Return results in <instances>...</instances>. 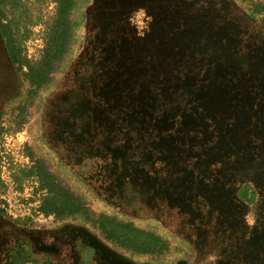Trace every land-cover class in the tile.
I'll return each instance as SVG.
<instances>
[{"label":"rangeland","instance_id":"rangeland-1","mask_svg":"<svg viewBox=\"0 0 264 264\" xmlns=\"http://www.w3.org/2000/svg\"><path fill=\"white\" fill-rule=\"evenodd\" d=\"M4 2L5 21L18 23L22 62L38 65L53 37L56 4ZM74 2L64 53L39 90L22 78L25 67L13 77L0 60V210L9 218L0 226L15 230L16 220L22 225L17 233L31 243L33 232L77 226L93 238L101 264H216L226 254V235L212 226L210 237L215 242L217 234L218 242L202 251L192 244L191 214L176 221L163 211L164 197L187 201V211L194 205L214 226L244 233L249 246L232 245L233 251L264 264V0H143L122 28L138 53L116 59L114 68L125 70L93 74L84 53L104 34L109 17L100 0ZM80 70L104 81L96 90L101 104L69 102L81 113L82 159L91 150L99 158L92 162L96 171L87 168L79 178L65 155L69 146L49 139L48 112L84 82ZM77 89L83 97L92 92L82 84ZM174 92L177 107H167L165 97ZM38 169L68 190L87 218L45 215L48 190ZM218 202L212 213L208 207ZM99 216L152 235L157 247L146 255L113 247L97 228ZM200 226L211 228L206 220ZM36 252L27 264L45 261L48 251Z\"/></svg>","mask_w":264,"mask_h":264},{"label":"flooded vegetation","instance_id":"flooded-vegetation-1","mask_svg":"<svg viewBox=\"0 0 264 264\" xmlns=\"http://www.w3.org/2000/svg\"><path fill=\"white\" fill-rule=\"evenodd\" d=\"M101 4L103 5V9L105 11L106 16L109 18L105 19L104 26L108 28H104V34L102 36L98 37V42L96 45L90 46L91 49H88L85 51L84 54H86V59L89 61L88 63H85L87 67L91 68L92 74L95 72L96 69L98 70H125L124 66H117L114 68V64L116 59L119 58H127L130 57L129 51L133 53H138L134 47V44L136 41L133 38H130L126 36L125 31H123V25L124 23L130 25V14L134 9H137L136 6H141L143 3V0L139 2V0H100ZM132 1V2H131ZM132 9V10H130ZM129 14V15H128ZM5 23V21H4ZM125 25L124 27H126ZM112 27V28H109ZM121 38H124V40H120ZM136 37V36H135ZM4 40L0 37V60L2 61L1 66L4 70H10L12 72L13 77H15L17 74H21L23 70H18V65H12L6 55L5 49H4ZM120 51L118 52V50ZM131 54V55H132ZM103 61V62H102ZM97 64H99L97 66ZM102 65H105L103 68ZM102 67V68H101ZM2 69V70H3ZM27 74V72H26ZM26 74H22V78L26 80L29 85L31 86L29 80L27 79ZM81 74L82 77H85L84 82H79L78 85L82 84L84 88H90L92 89V92L89 96L83 97V92H78V85L75 86V88L72 91H68L67 94L63 97L68 99L66 102H64V98L58 99L57 103H54L51 105V109H49L48 112V123L51 125V129L49 131V139L51 142H54L56 144H61L65 146H69L68 152L65 154L67 155L66 158L68 162H73L74 165L77 167L78 170L73 169V171L78 177L80 178V175L82 174V171L86 170L87 168H91V172L89 174H92L94 170L96 171L97 166H92L93 163L97 162L99 158L94 156V151H88V160L82 159V154L84 150V146L82 143V135H81V113L75 112V107L69 103L74 102L75 100H78L80 98L89 100L93 103H102V101L98 100L96 98V95H99L98 92L96 93V90L98 86L101 88V84H103V78L99 79L97 76L93 75H87L86 73L82 72L80 70L77 75ZM50 75V74H49ZM49 79V76H48ZM10 88L8 89L9 93H12V86L9 85ZM35 89V87H33ZM67 91V90H66ZM70 95V96H69ZM161 96H158L160 98ZM173 98V100H172ZM176 98V93L174 92L172 95H167L165 99L168 100L166 102V106H176L174 103V100ZM161 100V99H159ZM163 100V99H162ZM172 108V107H170ZM84 119V118H83ZM56 123V126H55ZM89 141L90 139H85ZM96 140V138H95ZM93 142V141H91ZM95 157V158H93ZM72 160V161H71ZM93 162V163H92ZM77 172V173H76ZM95 174H98L97 172ZM82 180V179H81ZM197 186V185H195ZM191 186V187H195ZM94 188V187H93ZM194 198H198L196 195ZM164 204L162 207L164 210H169V215L174 219V215L176 216V221H183L184 217L191 214V228L190 231L192 232L191 236L194 239L195 245H200L199 247L202 249V251H205V249L212 250L215 248V242L216 241V234L215 236V242L213 240V237H210V232L213 227H217L218 232H222L223 236L226 235V241H225V250L226 254L223 253V255H220V260L217 261L216 264H256V261H253L252 258L254 256L247 255L244 250L247 246L245 241L243 240L244 233H241L238 229L234 230L236 234L232 233L233 227L228 224H223L221 226H214L211 216H204L202 211H197L193 206H191V211H187L183 209L186 206L187 201H180L175 202L174 200H171L170 198H164L163 200ZM206 202V201H205ZM201 206L204 204L203 202H199ZM208 203V202H207ZM220 202L217 203V205L209 206L211 212L213 213L215 209H217L220 206ZM166 210V211H167ZM164 211V212H166ZM216 217L214 219H220L216 214ZM6 218L7 220L9 218L6 217L5 213L0 210V219ZM206 220V223L210 225L211 228H204L200 226L202 222ZM11 221V219H10ZM13 224V228L11 230L4 229L0 226V264H4L7 257L9 255H15L16 251L19 250V245L27 247L30 253H37L36 251L38 249H43L48 251V255L56 256L58 259L63 262V264H101L99 260V254L96 250L95 245L93 244V238L85 237L86 235H89L84 229L78 228L77 226H63L59 229H52V230H41L39 232H33L30 234V240H32V243L26 238H23L20 236L19 229L21 228V224L17 221H11ZM217 225V224H216ZM202 228V230H201ZM250 228L251 230L254 229ZM18 229V230H17ZM196 231H198V235H196ZM200 234V235H199ZM227 235H229V238H232L231 241L228 239ZM190 239L191 237L188 236ZM196 237V239H195ZM192 241V240H191ZM249 241L252 243V240L249 239ZM229 242V243H228ZM111 244V243H110ZM113 247L115 245L111 244ZM109 246L111 249L112 246ZM240 246L244 250H240V253L234 252L233 248L231 246ZM116 247V246H115ZM118 248V247H116ZM204 249V250H203ZM264 252V247L263 251ZM261 252V253H262ZM257 255V257L263 256V254ZM146 255V254H145ZM219 255V254H218ZM259 260V259H257Z\"/></svg>","mask_w":264,"mask_h":264},{"label":"trees","instance_id":"trees-1","mask_svg":"<svg viewBox=\"0 0 264 264\" xmlns=\"http://www.w3.org/2000/svg\"><path fill=\"white\" fill-rule=\"evenodd\" d=\"M5 0H0V37L4 40V49L12 65H18V70L25 67L27 69V79L35 90H39L46 83L47 77L54 68V63L60 59L64 53L65 41L69 32L68 15L75 7V0H52L57 6V19L52 28L53 37L48 45V53L36 66L25 64L21 58L19 43L15 38L18 32V23L10 20L6 22L2 7ZM14 3H9V10L15 9ZM260 5L256 7V12H262ZM251 15V14H250ZM252 18L254 16H251ZM5 21V23H4ZM38 177L43 187L48 190V198L43 200L41 211L55 218L74 217L77 215L87 218V210L68 190L62 188L54 177L38 169ZM16 221V220H13ZM88 221H91L90 219ZM94 223V222H93ZM97 228L103 234L105 240L120 249L133 250L134 253L145 255L154 251V241L152 235L137 230L127 224H117L114 219L99 216L95 221ZM19 250L15 255H9L4 264H27L31 262L32 253L27 247L19 245ZM42 264H63L58 257L48 255Z\"/></svg>","mask_w":264,"mask_h":264}]
</instances>
